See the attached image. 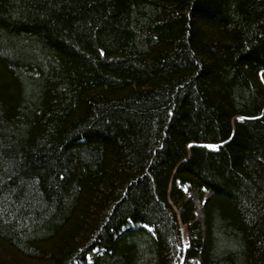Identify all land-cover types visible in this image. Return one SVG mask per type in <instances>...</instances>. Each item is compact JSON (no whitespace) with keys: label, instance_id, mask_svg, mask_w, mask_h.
<instances>
[{"label":"trees","instance_id":"1","mask_svg":"<svg viewBox=\"0 0 264 264\" xmlns=\"http://www.w3.org/2000/svg\"><path fill=\"white\" fill-rule=\"evenodd\" d=\"M0 264H264V0H0Z\"/></svg>","mask_w":264,"mask_h":264},{"label":"rangeland","instance_id":"2","mask_svg":"<svg viewBox=\"0 0 264 264\" xmlns=\"http://www.w3.org/2000/svg\"><path fill=\"white\" fill-rule=\"evenodd\" d=\"M182 188L185 192L186 198L190 199L193 206L195 207V211H194L195 218L199 221V223H201V220L203 219V213H202L203 204L208 199V197H210L211 193L206 191L203 195V198L200 199L198 196L197 190H190L188 185H184ZM176 214H178L177 209H176ZM178 225L180 227L182 243H183V245H186V238H187L186 232L187 231H186L185 227L181 224L180 220H178ZM98 252H99L98 249L93 250V252L91 254H89L87 258L89 260L92 259V257H94V255Z\"/></svg>","mask_w":264,"mask_h":264},{"label":"snow or ice","instance_id":"3","mask_svg":"<svg viewBox=\"0 0 264 264\" xmlns=\"http://www.w3.org/2000/svg\"><path fill=\"white\" fill-rule=\"evenodd\" d=\"M209 147H214V145H210Z\"/></svg>","mask_w":264,"mask_h":264},{"label":"water","instance_id":"4","mask_svg":"<svg viewBox=\"0 0 264 264\" xmlns=\"http://www.w3.org/2000/svg\"><path fill=\"white\" fill-rule=\"evenodd\" d=\"M239 119H242L241 117Z\"/></svg>","mask_w":264,"mask_h":264}]
</instances>
